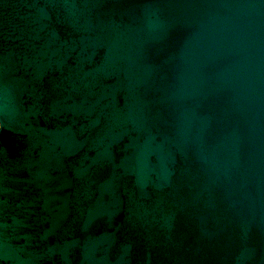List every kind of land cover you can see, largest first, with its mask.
<instances>
[{"label":"water","instance_id":"obj_1","mask_svg":"<svg viewBox=\"0 0 264 264\" xmlns=\"http://www.w3.org/2000/svg\"><path fill=\"white\" fill-rule=\"evenodd\" d=\"M0 264H264V0H0Z\"/></svg>","mask_w":264,"mask_h":264}]
</instances>
